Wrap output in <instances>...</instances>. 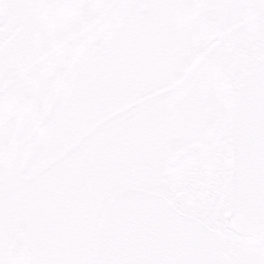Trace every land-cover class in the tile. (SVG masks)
<instances>
[{"label":"snow or ice","instance_id":"snow-or-ice-1","mask_svg":"<svg viewBox=\"0 0 264 264\" xmlns=\"http://www.w3.org/2000/svg\"><path fill=\"white\" fill-rule=\"evenodd\" d=\"M0 264H264V0H0Z\"/></svg>","mask_w":264,"mask_h":264}]
</instances>
